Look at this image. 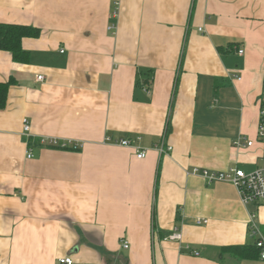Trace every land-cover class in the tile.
<instances>
[{
  "label": "crops",
  "instance_id": "obj_1",
  "mask_svg": "<svg viewBox=\"0 0 264 264\" xmlns=\"http://www.w3.org/2000/svg\"><path fill=\"white\" fill-rule=\"evenodd\" d=\"M0 25L39 30L0 49V264L264 262L223 249L264 199L201 175L264 164V0H0Z\"/></svg>",
  "mask_w": 264,
  "mask_h": 264
},
{
  "label": "built area",
  "instance_id": "obj_2",
  "mask_svg": "<svg viewBox=\"0 0 264 264\" xmlns=\"http://www.w3.org/2000/svg\"><path fill=\"white\" fill-rule=\"evenodd\" d=\"M240 53L243 51L240 50ZM39 80L43 79V76L38 77ZM260 114H259V126H258V139L261 143V148L264 150V89L261 94L260 98ZM31 126L27 119L24 120L23 123V131L25 134L30 132ZM108 143L112 144H119L123 146H131L132 143L129 138L113 140L111 137H106L105 139ZM50 142H53L50 141ZM42 143H48L46 140H42ZM56 143V142H54ZM235 146L237 147H251L254 142L252 140H248L247 143L242 142L240 139L236 140ZM159 152L162 153H170L173 147L171 145H166L164 142H161L158 146ZM135 153L137 158H145L148 152L147 148L141 146H134ZM33 157L32 152H28V158ZM195 172H198L196 169ZM201 175L208 181V182H229L233 184L239 191L241 199L243 203L248 204L250 202L260 201L264 199V164L261 168H258L254 171L246 172L240 168H230L226 171L221 172H213L209 170H202ZM205 222H207L205 220ZM250 230L252 236L255 237V245L259 249V257L261 260H264V233L261 231L259 226L252 222L250 225ZM181 233L175 232L172 235L168 236L171 240H181ZM123 247L128 248L129 243L128 241H123ZM193 252L198 255L199 252L193 250ZM59 261L63 264H74V261L71 256L61 257Z\"/></svg>",
  "mask_w": 264,
  "mask_h": 264
},
{
  "label": "trees",
  "instance_id": "obj_3",
  "mask_svg": "<svg viewBox=\"0 0 264 264\" xmlns=\"http://www.w3.org/2000/svg\"><path fill=\"white\" fill-rule=\"evenodd\" d=\"M39 30L28 29V27L15 25H0V49H8L13 52L17 59H20L21 39L24 36H37ZM9 84H0V109L5 108ZM50 148L67 149V146L58 144H46ZM67 147V148H66ZM73 148V147H71ZM235 256L242 258L256 259L259 257V249L255 243L237 246H227L223 248Z\"/></svg>",
  "mask_w": 264,
  "mask_h": 264
},
{
  "label": "rangeland",
  "instance_id": "obj_4",
  "mask_svg": "<svg viewBox=\"0 0 264 264\" xmlns=\"http://www.w3.org/2000/svg\"><path fill=\"white\" fill-rule=\"evenodd\" d=\"M248 264H253V262H249ZM254 264H264V262H262V261H258V262H255Z\"/></svg>",
  "mask_w": 264,
  "mask_h": 264
}]
</instances>
